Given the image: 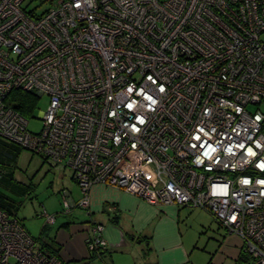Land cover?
<instances>
[{
	"label": "built area",
	"instance_id": "2783aa9c",
	"mask_svg": "<svg viewBox=\"0 0 264 264\" xmlns=\"http://www.w3.org/2000/svg\"><path fill=\"white\" fill-rule=\"evenodd\" d=\"M35 1L0 0V140L69 169L81 197L63 190L62 212L90 214L97 184L201 209L264 264V0ZM14 90L49 98L39 132ZM0 264L63 260L0 210Z\"/></svg>",
	"mask_w": 264,
	"mask_h": 264
},
{
	"label": "rangeland",
	"instance_id": "374dc122",
	"mask_svg": "<svg viewBox=\"0 0 264 264\" xmlns=\"http://www.w3.org/2000/svg\"><path fill=\"white\" fill-rule=\"evenodd\" d=\"M34 7H37V11L48 8L43 5V0L35 1L30 8ZM48 106L49 98L43 96L34 118L30 119L29 129L31 131L37 133L41 130L40 116L46 112ZM256 108L251 106L249 110L254 111ZM260 109L264 112V106H261ZM7 169L9 173L15 175L14 180L10 183L11 186H7L8 181L4 180L18 206L15 217L24 224L32 237L38 239L46 223L43 218L38 217L42 209L45 208L50 214H53L49 207L51 209L61 208L62 191H72L75 196L78 193V186L72 180L69 169L54 166L40 155L25 149L22 150L18 161L10 162ZM15 185L22 187V192L25 190L26 195L19 194L20 192L16 193L18 188ZM0 188L5 189L2 184H0ZM170 206H175L176 209L169 207L172 214L169 220L161 224L153 223L154 228L156 225L159 226V228H155L158 229V237L154 240L160 246L173 247L178 243L177 239L179 238L184 250L188 253L187 260L182 264H245L243 260L239 263L235 262L233 258L223 252L221 244L226 231L209 213L201 209L190 210L176 205ZM74 217L77 218V216ZM79 218L84 219L82 216ZM62 219V217H57L53 224L56 226L52 227H58ZM49 227L51 228V226ZM152 250V248L148 249L147 244L136 243L131 250H119L111 254L109 253L111 251L103 252L106 257L104 259L96 258L91 264H159L160 259ZM178 253L176 251V254ZM173 254L175 253L173 252Z\"/></svg>",
	"mask_w": 264,
	"mask_h": 264
},
{
	"label": "crops",
	"instance_id": "0c3cea01",
	"mask_svg": "<svg viewBox=\"0 0 264 264\" xmlns=\"http://www.w3.org/2000/svg\"><path fill=\"white\" fill-rule=\"evenodd\" d=\"M0 153L2 158L1 167L9 172L6 162L10 161L13 156L18 161L22 151L18 152L15 148L9 146V143H3L0 146ZM12 174L15 178L14 173ZM69 193L73 200H78L81 197L79 189L75 196L72 191H69ZM110 206H114L116 210L111 212L109 210ZM169 207L174 208L175 206H154L117 188L97 184L92 186L90 190V214L80 209L74 210L71 214H64L61 208L51 209L49 207L56 216V220L57 217L63 218L56 228H53L56 224L55 226L48 225L51 226L49 234L61 248L59 257L66 263H83L90 260L92 253L88 249L87 241L92 237L91 225H102L104 227L102 237L106 242V249L100 254L107 251H111L109 252L111 254L119 250H131L136 243H139V245L147 244L149 250L150 248L153 249L152 251L160 259L159 264H182L187 260L188 253L184 250L179 238L177 239L178 243L173 247L160 246L154 240L158 237V229L155 228H159V226L156 225L154 228L153 223L161 224L168 221L172 215ZM74 216H77V218ZM79 216L84 217V219H80ZM22 225L24 226L23 223ZM150 228L152 229L150 230ZM221 247L223 252L233 258L235 262H238L242 257V240L236 235L226 232ZM176 251L179 253L176 254ZM105 257L106 255L99 256L97 254L96 258L104 259ZM142 257H144L143 254ZM167 260L168 262H166Z\"/></svg>",
	"mask_w": 264,
	"mask_h": 264
},
{
	"label": "trees",
	"instance_id": "16d2710c",
	"mask_svg": "<svg viewBox=\"0 0 264 264\" xmlns=\"http://www.w3.org/2000/svg\"><path fill=\"white\" fill-rule=\"evenodd\" d=\"M40 99L41 98L33 92L29 93V92H23L21 90H14L8 96L7 104L11 106L13 109H15L16 111H18L21 115H23L27 119H32L34 118V115L36 114V111L38 110ZM3 143L8 144L9 142L0 140V146ZM9 146H11L12 148H15L18 152L23 150L21 147H19L18 145L14 143H9ZM12 159L10 161H7L6 164L9 165L10 162H16V157L13 156ZM44 159L48 161L46 158ZM1 163H2V158H1V153H0V184H2L5 188V189L0 188V210L5 211L12 216H15L16 210H18V206L16 205V201L12 198L11 191L7 189L6 183H5V181H8L7 186H11L10 183H12L11 181L14 180V176L12 173H9L3 170V168L1 167ZM71 178L73 180L72 174H71ZM15 186L18 188L15 191L16 193L20 192L26 195L25 190L24 192H22V187H19L17 185ZM80 210H83V209H80ZM83 211H86V210H83ZM49 228L50 227L47 224L44 225L41 231L40 237L36 239L40 246V251L45 255L55 256L57 258H60L59 253H60L61 248L55 243L54 239L50 237ZM91 253H92V256L90 257L89 261H86L83 263H71V262L66 263L63 261V264H89L96 259L97 254L99 256L103 255V254H100L101 252L100 253L91 252ZM242 260L245 261V258L243 256L238 260V263Z\"/></svg>",
	"mask_w": 264,
	"mask_h": 264
}]
</instances>
